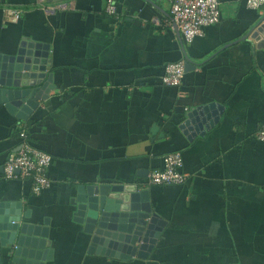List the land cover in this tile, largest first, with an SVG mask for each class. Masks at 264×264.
Returning a JSON list of instances; mask_svg holds the SVG:
<instances>
[{"label":"crops","instance_id":"crops-1","mask_svg":"<svg viewBox=\"0 0 264 264\" xmlns=\"http://www.w3.org/2000/svg\"><path fill=\"white\" fill-rule=\"evenodd\" d=\"M70 8L47 13L36 0H0V54L22 38L49 44L54 87L27 119L0 104V201H19L31 220L48 219L52 258L43 264H264V46L245 36L264 13L246 0H221L219 19L190 41L171 22L169 0H45ZM6 6L23 9L17 20ZM189 59L180 84L161 80L169 61ZM217 119L198 134L179 125L197 106ZM215 113V114H214ZM28 141L51 154L49 183L7 178L4 161ZM191 131L193 134H191ZM187 134H191L188 138ZM179 150L180 183L151 184L163 154ZM132 182L148 189L164 220L146 258L88 252L73 220L78 183ZM2 264L13 262L1 247Z\"/></svg>","mask_w":264,"mask_h":264},{"label":"water","instance_id":"water-1","mask_svg":"<svg viewBox=\"0 0 264 264\" xmlns=\"http://www.w3.org/2000/svg\"><path fill=\"white\" fill-rule=\"evenodd\" d=\"M245 36L253 38L257 46H264V13ZM48 49L47 42L22 38L15 52L0 54V104L18 119H27L39 99L46 98L54 87L52 71L47 72L51 64ZM188 61L186 58L185 67ZM214 103L188 111L179 127L186 132L193 122L198 134H203L217 119L215 113L209 121L202 115ZM71 202L73 220L90 236L87 251L91 253L123 260L146 258L164 223L151 210L148 189L132 182L78 183ZM28 217L29 210L22 213L19 201H0V264L1 247L7 248L11 260L19 264H43L52 258L48 219L38 223Z\"/></svg>","mask_w":264,"mask_h":264},{"label":"built area","instance_id":"built-area-1","mask_svg":"<svg viewBox=\"0 0 264 264\" xmlns=\"http://www.w3.org/2000/svg\"><path fill=\"white\" fill-rule=\"evenodd\" d=\"M37 4L47 13L58 9L71 7L69 2L47 3L45 0H36ZM171 22L185 41L201 34L202 28L216 22L220 16L221 0H169ZM251 8H258L264 0H246ZM6 14L12 20H17L23 9L16 6H6ZM105 11L108 14L116 13V6L112 0H107ZM184 59L169 61L164 66L161 80L167 85H178L184 73ZM20 143L15 150L7 155L3 164V174L7 178H29L31 189L39 193L49 183L47 167L51 161V154L32 145L27 138L26 131H19ZM256 137L264 141V122L256 132ZM182 156L179 150L163 154V166L154 168L148 173L147 181L151 184L180 183L185 180L186 174L181 170Z\"/></svg>","mask_w":264,"mask_h":264}]
</instances>
